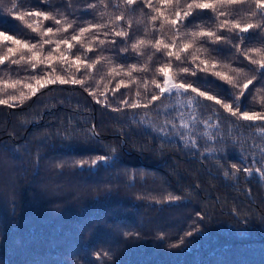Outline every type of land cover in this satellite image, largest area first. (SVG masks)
<instances>
[{"label":"trees","instance_id":"obj_1","mask_svg":"<svg viewBox=\"0 0 264 264\" xmlns=\"http://www.w3.org/2000/svg\"><path fill=\"white\" fill-rule=\"evenodd\" d=\"M88 3L96 8L90 9L79 0H18L17 5L20 13L49 12L61 20L63 14L75 21L73 28L63 34L65 37L79 26L88 27V22L106 26L100 31L90 29L98 36L91 51L81 43H73L66 53L72 59L77 54L83 59L85 51L91 58L111 57L113 66L124 65L126 73L129 65L142 68L146 55L155 51L147 61L149 71L133 70L132 76L150 81L152 71L169 59H173L168 69L173 75L179 62L164 56L163 51L148 46L136 53L130 48L137 39L148 38L146 28L151 29L153 43L161 39L169 43L161 31V25L164 29L169 26L164 23V16L153 21L151 16L156 13L151 8L125 5L124 0ZM152 3L156 5L157 0ZM8 7H12L11 0H3L0 33L36 43L38 34L7 12ZM161 7L165 15L175 19L171 6ZM251 10V0L220 8L225 16L213 9H195L173 30L181 24L180 30L185 31L203 24L205 30L216 31L218 20L225 18L239 20L243 26ZM121 13L123 18L113 24L114 17ZM141 18L143 24L138 22ZM25 19L33 22L28 16ZM35 19L42 21L44 28L54 24L51 19ZM251 22L260 23L259 14ZM113 28L124 29L128 37H113ZM105 32L109 33L107 37ZM90 33H85L81 41L87 42ZM218 34L227 36L233 44L243 37V45L264 47V32L260 29L229 33L225 28ZM99 39L106 44L99 45ZM180 39L177 34V42ZM201 45L208 49V54L200 55L201 59L216 58L217 70L226 63L251 74L250 62L234 55L232 45L202 38L194 47ZM125 46H129L128 52L119 51ZM10 47H15L10 40L0 43L5 52ZM49 47L54 45L45 46ZM252 56L258 59L255 53ZM11 58L18 59L19 53ZM17 67L5 61L0 65V80L9 79L4 76L9 68L13 70L9 73L11 80L39 75L44 68L40 65L17 75ZM52 67L56 68V75L68 78L67 65L53 61L48 70ZM72 71L81 78L85 69L81 66L77 71L73 67ZM89 71L95 77L87 81L91 91L78 84L57 82L28 95L23 104L15 101L0 105V264H264V178L255 172L256 168L264 171L258 162L264 159V120H226L230 114L218 105V111L188 105L184 101L195 95L190 90L166 92L159 102H153L155 107L149 105L148 109L125 108L117 101L136 99L134 84L126 79V86L116 90L121 79L117 76L109 83V90L104 91V84L108 83L104 73L109 69L101 62ZM259 71L257 80L237 102L242 111L264 110L258 102L264 91L259 95L256 92L264 89ZM228 74L234 75L231 71ZM155 79L162 83L163 74L157 72ZM189 80L201 90H211L219 99H229L233 92L232 85L211 73L200 72L186 80L173 78L174 83ZM97 81L104 95L93 96ZM151 87L147 94L158 92L155 85ZM105 96L107 102H103ZM145 102L141 99V103ZM117 106L122 111H113ZM192 116L198 118L191 119ZM242 154L246 166L254 170L251 177L235 173L230 167L232 163L239 166ZM98 156L108 159L88 163ZM221 156L227 163L222 160L218 165ZM81 160L83 164L79 163ZM224 171H229L227 178ZM233 173L238 179H233Z\"/></svg>","mask_w":264,"mask_h":264},{"label":"snow or ice","instance_id":"obj_2","mask_svg":"<svg viewBox=\"0 0 264 264\" xmlns=\"http://www.w3.org/2000/svg\"><path fill=\"white\" fill-rule=\"evenodd\" d=\"M80 3L87 4V7L90 9H95L96 5H93L91 3H88V0H79ZM245 0H210V2H205V0H191L189 3L188 0H184L183 3H181V0H175V3H173V0H157V4L154 5L152 3V0H124L125 5H136L137 7L146 5L147 7L151 8L153 12L156 13V15H152L151 19L153 21L157 20L160 16H164V23L168 25L175 26L178 21H182L185 18L192 15L193 10L195 9H213V11H216L219 16H225L224 12L220 11V8L227 6V5H237L244 3ZM251 3L254 5V10H251L249 12L248 19L245 21L243 26L241 25L239 20L236 19H228L225 18L223 20H218V22L215 25L216 31L212 30H205V27L203 24L200 25H194V29H189L187 31H190L192 33V38L184 43L183 51H187L190 47H194L199 40L202 38L206 40H210L213 43L216 42H223L232 45V47L235 48L234 55L243 56L245 59H247L250 62V75L245 74L243 68H231L229 64L221 63L219 65L221 70H217V60L214 57L207 56V58L201 59L200 56L197 57V59L201 62L197 65V68L204 72V73H211L212 75L218 77L221 80L226 81L228 84L233 86V92L229 99H219L218 95L211 94V90L204 91L201 90L199 87L193 86L191 83H174L172 76L169 75L168 69L171 67L169 65H166L163 63V65L158 68V72L163 74L164 80L163 82H159L158 80H155V89L150 94H147L146 97L142 98L139 90H136L135 96L136 99L132 100H119L117 101L118 104H123L125 108L129 109H135V110H144L148 109L149 105H153V102H159L161 99V96H163L166 92L171 91L173 88V85H178L176 89L180 90L181 88L185 89V92H188L190 90L191 93H195V95H189V97L184 101L188 105H200L203 107H210L213 110H217L216 106L218 105L220 109H223L224 112H227L230 114L229 117H225V119H231L232 117H236L238 120L243 121H254V120H264V110L260 112L256 111H247L241 110V107L238 101H240L241 97L245 95V91L249 89L250 85H253V82L257 80V69L261 70L259 71V78L260 82L264 84V47H248L247 45H243V37H240L239 42L233 44L232 40L229 39L227 36L219 35L218 32L220 29H227L229 33L234 32L235 30L239 29L241 33H248L249 29H260L262 32H264V0H251ZM168 4L174 9V15L175 19H170L169 16L165 15V13L162 11L161 5ZM132 11H135V8L132 9ZM8 12L10 14H13L18 20L22 21L29 29L32 30V32H35L38 34L40 39L36 43H32L29 40H17L14 37L10 36H4L3 33H0V43H2L3 40H10L15 47H10L7 49V55L0 57V65H4L5 61H9L10 65H17V69L15 70L17 75L19 74V71L24 70L27 71L28 69H36L38 66L42 65L44 66L41 74L36 75H30L28 76V80L31 81H46V83L43 84L42 87H44L46 84H55L59 82L60 84H78L81 85V87H85L86 90L91 91V87L87 85V81L92 80L91 77H94L91 73V69H93L97 64H100L103 62L105 64V56L103 55H97L95 58H91L88 55L85 57L84 53L87 51H91V44L94 40L98 39V36L94 33H90L91 28L97 29V31H100L105 25L102 24H92L91 22H88V27L85 26H79L78 28H75L73 30V33L64 36L63 34L67 32L69 28H73V25L76 23L75 21H70L67 16H63V14H60L62 16L61 19H57L56 15H53L49 12H42V11H32V12H25L20 13L18 5L15 7H8ZM183 13V14H182ZM259 14L260 23L253 24L251 22V18L257 17ZM103 15V13H101ZM28 16L29 18L33 19L32 23H29L25 17ZM43 17L44 20L51 19L54 21L53 26L44 28L42 21L37 20L35 18ZM123 18V13L120 15H116L112 21L113 24L116 23V21H120ZM116 27H119L117 24ZM180 28H183V25L181 24ZM180 28H176L175 32L180 36L181 30ZM43 32V36L40 35V33ZM63 35V39H55V40H45L44 37H47L49 35L55 34V33H61ZM113 37H128V32L124 29H121L120 31H115L113 28L111 30ZM85 33H90L89 38L91 37V42L89 43V39L87 42L81 41V37L85 35ZM104 35L107 37L109 35L108 32H105ZM264 39V37H262ZM43 41V43H42ZM73 43H81L82 47L86 49L83 53V59L81 55L77 54L74 59L70 58L66 53H68L71 48L73 47ZM87 43V48L84 47V44ZM142 43V39H137L135 43H132L130 45V48L133 52H136L133 50V45L136 47H139ZM158 45H162L164 47L169 48L172 51H175V44H168L165 43L163 39L158 40L155 42ZM106 41L104 39H99V45H105ZM52 46L48 49L45 48V46ZM64 45L65 47L63 50H61V46ZM243 45V46H242ZM199 47H203L202 45ZM206 49L204 54H208V49ZM39 49V51H37ZM27 51L30 53L29 56L25 57L23 53ZM103 51V49H101ZM119 51L122 52H128L129 46H125L123 48H120ZM19 53L18 59L11 58L14 54ZM138 53V52H136ZM252 53H255L258 57V59H254L252 56ZM170 58V57H169ZM27 60L29 64L32 65V67H24V61ZM53 61H57L61 64L67 65L68 69V78L56 75V68L52 67L51 70H48V66L52 64ZM91 61V62H89ZM83 66L85 69V72H90V76L88 78L83 75L81 78H77L75 72L72 71L73 67L79 70V68ZM87 66V67H85ZM255 66V67H251ZM109 71L108 76L110 77L108 79V83L104 84V91L109 90V83L111 80L115 79L117 76H123V74H127L129 77L132 76L133 70H138L142 72H148L149 67L148 63L145 62L142 66V68L138 69L136 64L129 65L127 68V71L125 73V66L124 65H117L113 66V60H112V66L108 68ZM13 71L12 69H8L4 71V76L9 77L8 80H0V85H2L3 89L12 88L17 89L18 85L25 84L24 77L16 80H11V77L9 73ZM231 71L234 73V75H229L228 72ZM84 72V73H85ZM243 76V79H240V77ZM135 78V77H133ZM103 79V77H102ZM11 81V82H9ZM130 83H132V80H129ZM148 80L145 79V84H147ZM122 85H125V81L122 79H119L118 83L115 85V89L118 90ZM39 87V88H42ZM37 88V90L39 89ZM96 89L97 91L92 92L93 96L96 95H104L103 91H99L100 89V82H96ZM36 90V91H37ZM30 93L28 95H34L36 93ZM261 91H264V89H256L257 95L260 94ZM28 95L21 94L19 96L12 95L8 97L5 100H0V105H10L13 104L15 101H19V103L23 104L25 100L28 98ZM141 99L146 101L145 103H141ZM108 98L105 96V99L103 102H107ZM231 101V102H230ZM253 101H256V96H253ZM207 102H213L212 104H208ZM262 106H264V96H260V99L258 101ZM111 106V105H109ZM155 107V105H153ZM113 111L120 112L122 109L120 107H116L113 109ZM145 115H147V112H145ZM222 115V113H221ZM198 117L192 116L191 119H197ZM141 120L144 119V117H140ZM181 119L183 122V114H181ZM167 122V121H166ZM204 123H207L205 120ZM235 123V122H233ZM248 127H252V125H248ZM67 138V137H66ZM107 147V146H106ZM231 145L229 146V149H231ZM115 151V149H113ZM108 158L104 156H98L94 160L88 161L90 164H96L97 161H106ZM224 161L225 164L227 163L225 157L221 156L217 159V164L219 165L221 161ZM251 161V157L248 158V162ZM261 164V167H264V159H261L258 161ZM79 163L83 164L84 161H79ZM246 161L243 156V154L240 157L239 166L237 163L231 164V169L235 170V173H244L247 176L251 177L254 174V170L252 167L246 166ZM223 167V165H221ZM256 173H259L261 178H264V171H261L260 168L255 169ZM233 173V179H238L236 174ZM223 176L227 178L229 176V171H224ZM173 199H180L179 197H172ZM107 255V253H105Z\"/></svg>","mask_w":264,"mask_h":264},{"label":"clouds","instance_id":"obj_3","mask_svg":"<svg viewBox=\"0 0 264 264\" xmlns=\"http://www.w3.org/2000/svg\"><path fill=\"white\" fill-rule=\"evenodd\" d=\"M0 4H3V0H0ZM18 0H11L12 7L17 6ZM8 12V8L6 9ZM139 23L143 24L144 20L141 18L138 20ZM145 31L148 33V38L142 39V43L139 47H136L133 45V50L136 52H141L142 49H147L148 46H151L152 49H155L156 51H163L164 56L174 58L175 61L179 62L176 63L175 69L172 75V79L179 78L180 80H186L189 77H196L198 73L202 72L197 68V65L201 62L197 59L198 56L203 54L206 49L203 47H193L191 51H183L184 43L189 41L192 38V33L190 31L181 30L180 33V41L177 42L176 35L177 33L173 30V26L169 25L167 29H164V26L161 25V31L168 37L169 43L168 44H175V51L170 50L167 47H164L162 45H158L156 43H153V40L151 38L152 33L150 28H146ZM41 36H43V32L40 33ZM45 40H55V39H63L62 32L61 33H55L52 35H49L47 37H44ZM91 42V37L89 38V43ZM43 43V41H42ZM88 44L85 43L84 47L87 48ZM39 51V49H37ZM8 53L0 49V57L6 56ZM25 57L29 56L30 53L25 51L23 53ZM85 57L87 56V53H84ZM155 55V51L151 53V55H146V62L150 61L153 56ZM166 65L171 66L173 64V59H169L166 62H164ZM24 66L32 67L31 64L28 63L27 60L24 61ZM112 66V58L106 57L105 58V67L110 68ZM87 67V66H85ZM159 70L155 69L152 71V79L145 84V79H136L133 77H129L127 74L123 75L121 77L122 80H132V83L134 84L135 88L139 90L141 97L144 98L147 96L148 91L152 90V85L155 84V77ZM85 77L88 78L90 76V72L84 73ZM104 77L106 80H108L110 77L108 76V73H104ZM25 80H28V77H24ZM92 80H95V77H91ZM46 83V81H35V83H25L21 87L17 88L15 92H8L3 88H0V100H5L8 97L12 95H28L30 93H34L37 88L42 87L43 84ZM187 83L194 84L195 81L189 80ZM178 87V85H173V88ZM180 90H185L181 88Z\"/></svg>","mask_w":264,"mask_h":264},{"label":"rangeland","instance_id":"obj_4","mask_svg":"<svg viewBox=\"0 0 264 264\" xmlns=\"http://www.w3.org/2000/svg\"><path fill=\"white\" fill-rule=\"evenodd\" d=\"M172 90H176V88H172L171 91H172Z\"/></svg>","mask_w":264,"mask_h":264},{"label":"water","instance_id":"obj_5","mask_svg":"<svg viewBox=\"0 0 264 264\" xmlns=\"http://www.w3.org/2000/svg\"><path fill=\"white\" fill-rule=\"evenodd\" d=\"M94 130H95V125H94Z\"/></svg>","mask_w":264,"mask_h":264}]
</instances>
